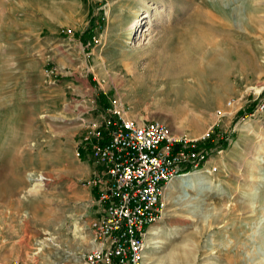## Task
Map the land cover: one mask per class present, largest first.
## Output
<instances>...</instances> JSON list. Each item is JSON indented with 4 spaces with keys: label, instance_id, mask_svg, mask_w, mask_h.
Listing matches in <instances>:
<instances>
[{
    "label": "rangeland",
    "instance_id": "obj_1",
    "mask_svg": "<svg viewBox=\"0 0 264 264\" xmlns=\"http://www.w3.org/2000/svg\"><path fill=\"white\" fill-rule=\"evenodd\" d=\"M202 4L216 22L199 21ZM251 6L0 0V264H85L94 165L75 143L113 99L131 117L197 139L216 167L166 195L148 264H264V0ZM82 32L79 53L58 47ZM232 97L240 107L226 106Z\"/></svg>",
    "mask_w": 264,
    "mask_h": 264
},
{
    "label": "built area",
    "instance_id": "obj_2",
    "mask_svg": "<svg viewBox=\"0 0 264 264\" xmlns=\"http://www.w3.org/2000/svg\"><path fill=\"white\" fill-rule=\"evenodd\" d=\"M236 105L239 98L226 101L229 108ZM103 112L84 122L75 143L76 156L94 165L84 182L94 191L95 212L83 259L85 264H146L148 229L163 215L166 185L198 168L212 173L216 167H206L209 153L196 147L197 139L161 119L131 117L117 99ZM215 113L224 115L222 109Z\"/></svg>",
    "mask_w": 264,
    "mask_h": 264
},
{
    "label": "bare ground",
    "instance_id": "obj_3",
    "mask_svg": "<svg viewBox=\"0 0 264 264\" xmlns=\"http://www.w3.org/2000/svg\"><path fill=\"white\" fill-rule=\"evenodd\" d=\"M220 1V0H219ZM255 0H251V7H253V2H254ZM221 3H223V2H221ZM221 3L219 2V4H214L213 5V7H215V9H217V11H219L220 13H222L223 14V18H224V16L226 15V14H224V11H223V8H225L224 7V5L222 4L221 5ZM228 4H230V3H228ZM255 7V6H254ZM211 9V8H210ZM196 10V9H195ZM199 13H200V15H202V20L200 19L199 21L202 23V22H204V23H206V21H208V22H211V23H214V22H216L217 21V16H216V14L212 11V10H208V6L206 5V4H202V5H200V7H199ZM254 10V9H253ZM215 11V10H214ZM253 12V11H252ZM225 13H227V12H225ZM194 16V18H195V15H193ZM221 16V15H220ZM146 17V15L143 17V18H145ZM197 17V16H196ZM200 17V16H199ZM218 17H219V15H218ZM198 18V17H197ZM225 19V18H224ZM219 20V19H218ZM222 20V19H221ZM136 21V20H135ZM197 21H198V19H197ZM199 21H198V23H199ZM214 21V22H213ZM225 21V20H224ZM220 23V22H219ZM201 25H203V24H201ZM199 26V27H196L195 28V30H196V33L198 34L197 36H200L201 37V41H204L203 39H205L208 35H210V34H208L209 32L207 31V30H205V28L206 27H204V26ZM213 27H215L214 25H213ZM217 27H220V26H218L217 25ZM215 30H217V28H214ZM208 32V33H207ZM258 32V31H257ZM132 34V33H131ZM200 41V42H201ZM214 43V42H213ZM215 44V43H214ZM200 45H203L202 43H200ZM199 47V46H198ZM203 48V47H202ZM199 51V50H198ZM196 176V174L195 173H189V174H186V175H184V176H182L181 177V179H180V181L178 182H174V183H168L167 185H166V187H165V199H166V195H170L172 192H174V191H177V190H181V189H186V188H190L189 186H190V184H191V181L194 179V177ZM44 178L42 177L40 180H43ZM178 180V179H177ZM42 185H44V184H37V185H34L32 188H30V190H36V187L37 186H42ZM163 214H164V212H163ZM161 232V231H160ZM160 232H158V230L154 227L153 228V226H151L149 229H148V234H147V240H148V243L150 244V242H151V240H150V237H151V235H159V233ZM161 234V233H160ZM163 243H164V241H159L158 243H156V245L153 247V249L150 251V252H152V254H154V253H156V252H158L159 250H161L162 249V245H163ZM149 248H150V246L148 245V249H147V251H146V264H148V251H149ZM161 248V249H160ZM189 252V253H188ZM188 254H190V251H186L185 252V258H187V257H189V255Z\"/></svg>",
    "mask_w": 264,
    "mask_h": 264
},
{
    "label": "crops",
    "instance_id": "obj_4",
    "mask_svg": "<svg viewBox=\"0 0 264 264\" xmlns=\"http://www.w3.org/2000/svg\"><path fill=\"white\" fill-rule=\"evenodd\" d=\"M86 38H87V34L86 33H83V32L82 33H78L74 38H68L67 42H65L63 45H60L58 47L59 48L64 47L63 49H65L68 46L67 48L72 49L69 52H73L74 47L71 46V45H73V46L77 47L78 53H79L80 49L82 48L81 45L83 44L84 41H86ZM60 44H61V42H60Z\"/></svg>",
    "mask_w": 264,
    "mask_h": 264
}]
</instances>
